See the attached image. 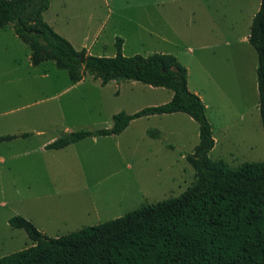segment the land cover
I'll return each mask as SVG.
<instances>
[{
    "label": "rangeland",
    "instance_id": "374dc122",
    "mask_svg": "<svg viewBox=\"0 0 264 264\" xmlns=\"http://www.w3.org/2000/svg\"><path fill=\"white\" fill-rule=\"evenodd\" d=\"M70 5L76 44L96 39L92 54L172 53L190 68L188 86L206 104L214 147L230 167L264 160L258 54L248 41L261 0H50ZM245 37V38H244ZM53 61L34 66L30 48L0 29V257L34 241L9 219L22 215L58 237L176 197L196 182L187 157L200 141L187 113L133 119L119 134L91 136L64 148L44 144L72 131L110 128L119 111L168 102L173 91L136 80L86 73L80 85Z\"/></svg>",
    "mask_w": 264,
    "mask_h": 264
},
{
    "label": "trees",
    "instance_id": "16d2710c",
    "mask_svg": "<svg viewBox=\"0 0 264 264\" xmlns=\"http://www.w3.org/2000/svg\"><path fill=\"white\" fill-rule=\"evenodd\" d=\"M50 0H0V28L12 23L30 48L36 66L53 61L76 83L86 73L102 85L136 80L173 91L163 104L113 115L110 128L72 131L47 145L64 148L91 136L121 133L133 119L184 112L199 124L200 141L187 157L196 182L176 197L149 204L108 221L58 237L44 234L28 218L14 215L29 247L0 257V264H264V160L230 167L209 156L214 147L206 105L188 87V70L172 53L124 55L117 37L114 56L77 49L44 19ZM248 41L258 54L259 108L264 126V0L254 15ZM5 135L1 140L14 138Z\"/></svg>",
    "mask_w": 264,
    "mask_h": 264
},
{
    "label": "crops",
    "instance_id": "0c3cea01",
    "mask_svg": "<svg viewBox=\"0 0 264 264\" xmlns=\"http://www.w3.org/2000/svg\"><path fill=\"white\" fill-rule=\"evenodd\" d=\"M52 5H53L52 1H50L49 8L46 11H44V13H43L44 19L54 28L55 31H57L59 34H61L65 38H67L77 49L85 48L87 50V53L92 54V46H93L94 43H96V39L92 41V44L91 43L88 44L86 42V39L88 37L86 36V39L83 41V43L78 45V44L75 43L74 39H72V37L70 36V34H71L70 32L71 31H70V28H69L70 26L69 25H70V21L72 19L71 15H70V11H71L70 5L65 3V4H63L61 6L60 9L54 10V11H52L53 10ZM3 28H0V29H3ZM123 43H124V41H123ZM185 67L188 70V78H189L190 68L188 66H185ZM83 80H84V78L82 80L76 82V83L72 82L73 84L71 86L80 85L83 82ZM189 89L191 91L195 92L196 94H198L201 97V94L199 93L198 90H193L190 87H189ZM172 95H171V97H172ZM201 99H202V97H201ZM13 139L14 138H12V140ZM8 140H11V139H8ZM1 141H5V140H1ZM48 144H50V143H48ZM48 144H44L43 145L44 148H47Z\"/></svg>",
    "mask_w": 264,
    "mask_h": 264
}]
</instances>
